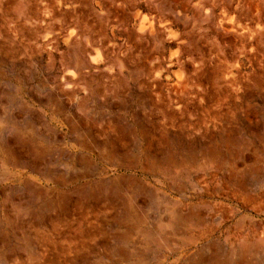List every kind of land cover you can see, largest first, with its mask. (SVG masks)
I'll use <instances>...</instances> for the list:
<instances>
[{"label":"rangeland","instance_id":"374dc122","mask_svg":"<svg viewBox=\"0 0 264 264\" xmlns=\"http://www.w3.org/2000/svg\"><path fill=\"white\" fill-rule=\"evenodd\" d=\"M0 264H264V0H0Z\"/></svg>","mask_w":264,"mask_h":264},{"label":"bare ground","instance_id":"6f19581e","mask_svg":"<svg viewBox=\"0 0 264 264\" xmlns=\"http://www.w3.org/2000/svg\"><path fill=\"white\" fill-rule=\"evenodd\" d=\"M257 10V9H256ZM255 12V11H254ZM257 15V14H256Z\"/></svg>","mask_w":264,"mask_h":264}]
</instances>
